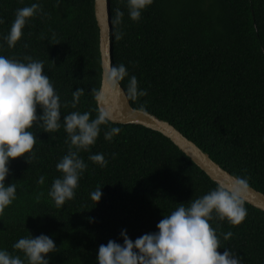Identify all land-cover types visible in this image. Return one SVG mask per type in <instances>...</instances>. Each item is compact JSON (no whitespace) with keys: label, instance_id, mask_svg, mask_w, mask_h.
<instances>
[{"label":"trees","instance_id":"16d2710c","mask_svg":"<svg viewBox=\"0 0 264 264\" xmlns=\"http://www.w3.org/2000/svg\"><path fill=\"white\" fill-rule=\"evenodd\" d=\"M32 3L40 12L7 48L3 36L16 10ZM117 8L124 12L119 25ZM109 10L112 66L123 64L146 91L130 105L169 122L223 169L264 193V0H153L137 22L128 18L124 0H110ZM0 19V55L41 61L62 105L83 88L76 108L62 106L61 117L89 111L94 118L101 65L93 0H0ZM100 127L96 143L79 153L87 168L74 198L60 208L47 193L61 175L55 165L67 153L66 133L63 127L32 129L34 157L8 164L5 184H16L17 198L0 216V249L22 255L12 249L18 238L44 234L57 248L47 255L50 264H96L98 246L122 243V229L132 240L154 232L179 203L187 207L217 186L161 133L138 124ZM111 127L120 132L108 142L103 134ZM96 153L103 154L105 167L88 160ZM99 187L95 204L90 192ZM244 207L239 225L209 224L241 264H264V211ZM227 232L232 236L225 241Z\"/></svg>","mask_w":264,"mask_h":264},{"label":"clouds","instance_id":"9594fccd","mask_svg":"<svg viewBox=\"0 0 264 264\" xmlns=\"http://www.w3.org/2000/svg\"><path fill=\"white\" fill-rule=\"evenodd\" d=\"M59 3L60 0H56V4ZM124 3L128 18L137 22L153 0H124ZM39 12V3L16 10L7 34L3 36L7 48L16 45L28 21ZM123 16L124 12L117 8L114 23L119 25ZM0 23H3L2 19ZM121 37L122 33L118 32L116 39ZM125 77L128 78L127 86L122 89ZM102 79L110 91L117 95L123 93L132 101L146 95L145 90L138 88L136 77L129 76L123 64L104 69ZM83 95L84 89L76 88L71 93L70 104L64 102L62 105L53 84L43 72L41 61L31 57L21 60L0 55V216L17 198L16 184H5V178L10 175L8 164L17 157H23L28 163L35 155L33 128H42L48 133L63 127L68 150L55 165L61 175L52 180L47 195L56 208L74 198L78 181L87 168L79 153L89 151L100 134V126L108 125L112 119L109 108H98L96 116L91 119L89 111H72L61 117V107L75 109ZM37 108L40 109L39 114ZM119 132V127H111L104 132L103 139L111 142ZM88 160L101 168L107 164L101 153L90 154ZM43 183L44 177L41 176L37 184ZM248 187L246 177H234L230 183L219 184L203 196L191 200L187 207L179 203L170 214L162 216L155 225L156 231L134 240L122 229L119 233L122 243L108 240L98 246L96 264H241L237 253L221 246L209 221L215 219L232 226L239 225L247 215L243 196ZM101 196V187L90 192V199L95 204ZM231 236V232L224 233L223 240L227 241ZM12 249L22 255L0 249V264H50L47 255L57 251L49 236L40 234L33 237L30 233L18 238ZM217 249L223 251L218 252Z\"/></svg>","mask_w":264,"mask_h":264},{"label":"water","instance_id":"95a60500","mask_svg":"<svg viewBox=\"0 0 264 264\" xmlns=\"http://www.w3.org/2000/svg\"><path fill=\"white\" fill-rule=\"evenodd\" d=\"M109 4L110 0H93L94 16L99 31L98 47L101 65L100 84L96 93L97 107L111 109L112 119L110 122L112 123L138 124L161 133L202 170L210 180L214 181L217 185L230 183L235 176L214 162L206 152L185 137L172 124L146 111L133 108L126 95L123 93L117 95L114 91H110L107 85L103 83V70L112 66ZM121 88L124 89L122 85ZM243 198L245 203L264 211V193L249 186Z\"/></svg>","mask_w":264,"mask_h":264}]
</instances>
